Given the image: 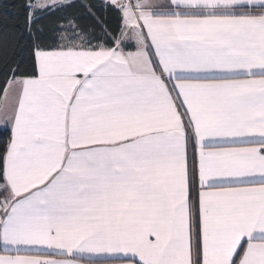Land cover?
I'll use <instances>...</instances> for the list:
<instances>
[{"label": "snow or ice", "instance_id": "snow-or-ice-1", "mask_svg": "<svg viewBox=\"0 0 264 264\" xmlns=\"http://www.w3.org/2000/svg\"><path fill=\"white\" fill-rule=\"evenodd\" d=\"M11 7L0 264H264V0Z\"/></svg>", "mask_w": 264, "mask_h": 264}, {"label": "trees", "instance_id": "trees-1", "mask_svg": "<svg viewBox=\"0 0 264 264\" xmlns=\"http://www.w3.org/2000/svg\"><path fill=\"white\" fill-rule=\"evenodd\" d=\"M15 2V0H0V16H11L15 13V9L11 7V5Z\"/></svg>", "mask_w": 264, "mask_h": 264}]
</instances>
